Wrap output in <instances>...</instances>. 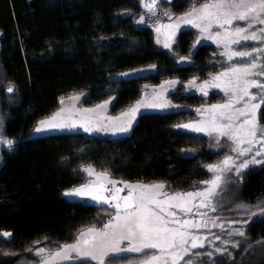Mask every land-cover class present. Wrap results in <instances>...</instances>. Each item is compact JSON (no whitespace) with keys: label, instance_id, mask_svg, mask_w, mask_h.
I'll return each mask as SVG.
<instances>
[{"label":"trees","instance_id":"trees-1","mask_svg":"<svg viewBox=\"0 0 264 264\" xmlns=\"http://www.w3.org/2000/svg\"><path fill=\"white\" fill-rule=\"evenodd\" d=\"M193 1L163 0L176 13L189 10ZM143 10L142 0H0V117L4 134L15 140L0 166V230L12 233L0 235V252L23 256L38 245L35 241L52 247L72 243L79 231L104 220L108 208L62 196L84 184V165L107 171L118 182L164 181L168 188L187 190L201 186L209 177L206 165L222 157L207 136L176 127L197 118L195 107L221 101L216 91L207 98L178 97L189 106L181 110L142 113L122 137L31 135L38 121L60 108L61 97L80 93L87 106L114 97L111 112L117 114L140 100L147 85L207 78L222 67L213 44H201L192 53L193 29L179 35L177 53L190 56L189 63L179 64L175 54L157 46L151 28L137 23ZM149 65L156 67L121 75ZM9 82L15 85L12 93L6 91ZM260 117L264 123V106ZM239 183L240 199L255 211L264 202V164L246 170ZM262 238L264 217L257 215L245 234L234 238L240 247H228L231 258L202 256L201 264H264ZM139 255L108 260L126 264ZM13 264L31 261L20 257Z\"/></svg>","mask_w":264,"mask_h":264},{"label":"snow or ice","instance_id":"snow-or-ice-1","mask_svg":"<svg viewBox=\"0 0 264 264\" xmlns=\"http://www.w3.org/2000/svg\"><path fill=\"white\" fill-rule=\"evenodd\" d=\"M158 5L159 0H144V7L152 14L157 12ZM164 15L174 14L165 9ZM139 19L144 21L145 17L141 15ZM240 22H243V26ZM181 24L193 25L199 29L197 43L200 37H204L221 45L223 56L229 62H232L234 57L247 58L245 62H233L222 71L214 75L209 74L210 79L200 83H197L196 76L187 81L188 86L195 87L204 95L208 94L209 88L222 89L226 99L222 103L202 105L197 109L202 119L176 125L177 128L205 132L214 136L217 141L221 138L230 141L231 154L224 155L217 163L207 164L206 167L214 175L210 180L201 182L203 187L189 192L163 191L166 188L164 181L118 182L110 179L107 171L97 172L93 165H84V171L96 179L66 189L65 193L110 204L114 215L110 216L102 227L93 226L79 231L72 243H64L55 250L46 247L29 249L39 257L37 264H60L63 261L110 264V254L123 252L140 254L138 258L128 260L126 264H201L202 256L211 258L217 253L228 254L231 258L227 248L215 245V241L220 240L221 236L202 230L224 227L225 222L220 221L218 224V218L209 216L208 213L217 210V197L231 179L228 174L234 172L236 178L242 180L243 170L248 169L250 165L264 163V123H261L259 115V110L264 105V0H205L199 4L194 0L190 9L175 21H158L154 24L157 42L171 49ZM214 26L219 30L213 31ZM245 41L259 42V46L241 50L234 47ZM188 59L190 57H180V60ZM176 83L175 79L164 81L159 92H154L151 96L146 93L118 117H107V120L113 121L109 126L100 123L104 119L101 110L109 102L103 101L95 108L61 107L52 116L38 121L35 130L39 132L82 125L87 132L97 129L113 133L126 132L132 127V122L141 108L168 107L171 102L164 96L167 90L164 86H174ZM14 90L15 85L9 82L6 91L12 93ZM80 95L76 93L72 99H78ZM63 100L61 97L62 104ZM2 121L3 117H0V132L3 131ZM0 143L11 149L15 140L0 134ZM118 183L123 186H117ZM125 188L128 189L127 195H121ZM235 207L248 209L251 206L240 202ZM240 214L247 215L248 220H241L239 223L242 226L233 228L232 232L244 235V226L249 220L257 215L264 217V202L258 203L255 211ZM226 223L232 225L237 222L228 220ZM0 235L10 237L12 233L0 230ZM208 235H212L213 240H208ZM261 242H264V238L258 241ZM34 243L39 244L40 241ZM229 243L240 247L237 241H223L224 245ZM205 244H211L214 251H195ZM4 254L15 255L8 251Z\"/></svg>","mask_w":264,"mask_h":264},{"label":"rangeland","instance_id":"rangeland-1","mask_svg":"<svg viewBox=\"0 0 264 264\" xmlns=\"http://www.w3.org/2000/svg\"><path fill=\"white\" fill-rule=\"evenodd\" d=\"M195 2L197 4H199V3L205 2V0H195ZM142 4L144 6V0H142ZM165 9H168L174 15L165 16L164 15V10ZM181 14L182 13H176L173 10L171 3L165 4L163 2V0H159L158 10H157V12L155 14L150 13L144 7L143 12L136 18V21L140 25L147 26V27L151 28L153 30L154 34H155V40H156L157 33H156V30H155L154 24L156 22H158V21L161 22V23H169L170 21H175L176 18L178 16H180ZM141 15H143L145 17L144 21H140L139 17ZM240 23H241V26H243V22H240ZM186 29H193L196 32V39H195V41L193 43L192 53L194 51H196V49L201 44H204V43H210V44H213V45H215L217 47V49H218L217 54H218V56L221 59L218 63L219 64H222V67L217 72L222 71L225 67L230 66V64L233 63V62H235V63H242V62H245L246 61L247 58L234 57L233 58V61L232 62H229L227 60V58L225 56H223V47L221 45H217L215 41L208 40V39H206L204 37H200L199 43H197L196 41H197V38L199 37V29H196L193 25L181 24L180 25V28L177 30L176 35H175V37H174V39L172 41V48L171 49L164 47L163 43H158L157 40H156V44H157V46L159 48L166 49V50L172 52L173 54H175L176 59H177V62L179 64H186V63H189L190 62V59H188L186 61L185 60H180L181 55H179L177 53V50H176V47H177V44H178V40H179V35H180V33L182 31H184ZM216 30H219V29L214 26L213 31H216ZM0 38H1V33H0ZM162 39H163V37L161 36V40ZM257 46H259V42L245 41V42H241L239 45H235L234 47H236L237 50H241L243 48L257 47ZM187 57H190V56H187ZM136 70L137 71L127 72L128 75H123V76H132V75L135 76V75H138V74H141V73H145L147 71H150L152 69L151 68H139V69H136ZM217 72H213L212 74L214 75ZM173 79L177 80V83L174 86H167V85L164 86L167 89L164 92V96L166 97L167 100H169L171 102V104L168 107L163 108V109H160V108H141L139 110L137 116H136V119L132 122V127L128 131H126V132L113 133V132H110V131H108V132L100 131L98 129L97 130H94L93 132H87L82 125H76V126L71 127V128H67L66 127V128H62V129H48V130H42V131H39V132H37L35 130V128H36L35 127L31 135L32 136H44V135L53 134V133L85 132V133H89V134L105 135V136H110V137H122V136H126V135H128V134L131 133V131H132L133 127L135 126V124H136L139 116L142 113H147V112H169V111L181 110V109H184L186 107H189L187 104L179 101L177 99L178 97L186 96V95L197 94V95H200V96H203V97L207 98V97H209V95L212 92L216 91V92L222 93V100L219 101V102H210V103L207 102V103H204L202 105L222 103L226 99V95H225V93L223 92L222 89H218V88H215V87L209 88L208 89V94L207 95H204L203 93H201L195 87L188 86L187 81H189L191 78L188 79V80H186V81H182V80H180L178 78L166 79L164 81L173 80ZM205 79H210V75L207 78H199V77H197V83H200V82H202ZM163 82L160 83V84H158V85H147V86H145V88L143 90L142 97H144L146 93L149 96H151L154 92H159L160 91V86L163 84ZM72 97L73 96L64 98L63 104L62 103L60 104V108L61 107H65V108H79V109L95 108L96 105L102 103L101 102V103H98L96 105L87 106V105L84 104V95H80L78 99H72ZM111 98H112L111 100L110 99L106 100V101H109V102L101 110L104 119H102L100 121V123L103 126H109L110 124L113 123V121L107 120L106 119L107 117H118L120 115V113L122 112L121 111V112H119L117 114L111 112V108H112V104H113V101H114V97H111ZM202 105L195 107L196 113H197V118L196 119H193L191 121H196V120H199V119H202L203 118V117L200 116L199 112L197 111V109H199ZM131 106H129V107H131ZM263 106L264 105L261 106V109L263 108ZM261 109L259 110V115H260ZM76 115L78 116L79 113H76ZM188 122H190V121H187V122H184V123H188ZM184 123H182V124H184ZM182 124H180V125H182ZM179 129L180 130H183V131L197 133V134H203V135L207 136L209 138V140L211 141V145H212L213 151L223 153V155L219 159V161L223 159L224 155L231 154L230 147H229V145L231 144V142L230 141H227L224 138H221L219 141H217L214 136H209L205 132H197L194 129H190V128L189 129H186V128H183V127H179ZM0 134L5 135L4 134V130L2 132H0ZM4 150H12V148L9 149L7 147V145L0 143V166L3 163V152H4ZM258 158H260V157H258ZM263 164L264 163H262V164H256V165H250L248 169H250L251 167H258V166H261ZM248 169L243 170V173L246 170H248ZM208 171H209V177L206 180H210L212 178V176L214 175L211 170L208 169ZM84 175L86 176V181L84 182V184L89 183L90 181H93V180L96 179V177L90 176L86 171H84ZM228 175L231 177V179L223 186L222 191L219 193V195L217 197V203H218L217 210L215 212H209L208 213L209 216H213V217L218 218V224H219L220 221L225 222L224 223V227L221 228V227L217 226V227H210L209 229H206V230H202V231H206V232H209V233H214L216 235L221 236V239L220 240H216L215 241V245L216 246H223V247H225L227 249L230 246H234L235 247L236 245L233 244V243H229L227 245H224L223 244V241L225 239H228L230 241H235L234 238L237 237V236H239L240 234L239 233L232 232V229L233 228H239V227H241L242 225L239 223L241 220H248L247 215H241L240 213H242V212L243 213H247L248 211H251V209H252V207H250L248 209H238V208L235 207L236 204H238L240 202H243L242 199H240V197H239V189H240V183H239V181L240 180H238L236 178V174L234 172L233 173H230ZM120 186H122V185H120ZM200 187H203V185L197 186V187H194V188H191V189H187V190H175V189L168 188L167 187V184H166V188L163 191H166V192H169V193H171V192H177V191L178 192H189V191H195L197 188H200ZM112 215H114V212H113L112 209H109L108 212H107L106 217L104 218V220L100 224H98L97 226H95V227H102V225L104 223H106L107 220H108V218L110 216H112ZM228 220H234L237 223H234L232 225H228L226 223V221H228ZM229 233H232V234L229 235ZM1 236H3V235H1ZM7 238H9V237H7ZM207 239L211 241V240H213V236L212 235H208ZM36 247H46V248H48L50 250H55L58 246L57 247L56 246L52 247V246H49L48 244L41 243V244H38ZM210 250L211 251H214V249L212 248V245L211 244H205L202 248H199V249H197L195 251H200V252H203V253H207ZM124 253H134V252H123V253L110 254L108 258L113 257V256H117V255H120V254H124ZM218 254H222V253H217L216 255H218ZM20 257H23L25 259L30 260L31 261V264H37V262L39 260V257L34 252H32V251L25 253L23 256H20L18 254H15V255H5L4 253L0 252V264H13L17 260H19ZM75 262H79V261H63V262H60V264H69V263H75Z\"/></svg>","mask_w":264,"mask_h":264},{"label":"water","instance_id":"water-1","mask_svg":"<svg viewBox=\"0 0 264 264\" xmlns=\"http://www.w3.org/2000/svg\"><path fill=\"white\" fill-rule=\"evenodd\" d=\"M121 195H122V193H121ZM125 195H127V194H125ZM62 196L66 197L69 201H88L89 204H95V205H98V206H105L106 205V204H102L101 202H97V201L93 200L92 198L79 197V196H76V195H68L65 192L62 193ZM109 208L112 209V205H110Z\"/></svg>","mask_w":264,"mask_h":264},{"label":"flooded vegetation","instance_id":"flooded-vegetation-1","mask_svg":"<svg viewBox=\"0 0 264 264\" xmlns=\"http://www.w3.org/2000/svg\"><path fill=\"white\" fill-rule=\"evenodd\" d=\"M109 187H111V185H108ZM117 186H120V185H117ZM127 192H128V189L127 188H125L124 189V191L122 192V195H125V194H127ZM104 207H106V208H108V209H110L109 207H110V205L109 204H106Z\"/></svg>","mask_w":264,"mask_h":264}]
</instances>
